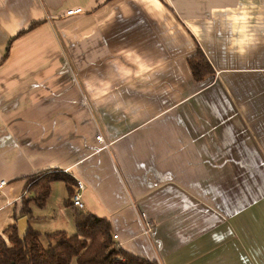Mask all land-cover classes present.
I'll return each mask as SVG.
<instances>
[{
    "label": "crops",
    "instance_id": "0c3cea01",
    "mask_svg": "<svg viewBox=\"0 0 264 264\" xmlns=\"http://www.w3.org/2000/svg\"><path fill=\"white\" fill-rule=\"evenodd\" d=\"M55 172L84 209L55 182L36 231L48 205L157 264H264V0H0V236Z\"/></svg>",
    "mask_w": 264,
    "mask_h": 264
},
{
    "label": "trees",
    "instance_id": "16d2710c",
    "mask_svg": "<svg viewBox=\"0 0 264 264\" xmlns=\"http://www.w3.org/2000/svg\"><path fill=\"white\" fill-rule=\"evenodd\" d=\"M188 65L196 81L213 74L199 48L188 59ZM55 182L63 183L69 196L76 188L75 181L64 173L30 178L26 185L28 196L21 200L18 219H31L32 206L43 208ZM18 219L5 229L4 237L0 236V264H157L123 250L111 235L110 223L87 212L75 213V232L71 236L64 231L43 234L29 225L26 234L20 236Z\"/></svg>",
    "mask_w": 264,
    "mask_h": 264
},
{
    "label": "built area",
    "instance_id": "2783aa9c",
    "mask_svg": "<svg viewBox=\"0 0 264 264\" xmlns=\"http://www.w3.org/2000/svg\"><path fill=\"white\" fill-rule=\"evenodd\" d=\"M82 11L81 9H74V10H69L66 12L67 16H72L75 14H80ZM97 141L102 142L103 143V137L101 136V134H98L96 136ZM5 182L1 181L0 182V187L2 185H4ZM84 191V186L80 181L76 182V188L73 192V194L71 195V204L72 206H74L75 208H77L78 210H83L84 209V204L82 202V193ZM141 218L143 219V233L144 235L148 236L150 233V228H151V224H149L148 222H146L144 220V216L141 215ZM116 236H113V239H116Z\"/></svg>",
    "mask_w": 264,
    "mask_h": 264
},
{
    "label": "rangeland",
    "instance_id": "374dc122",
    "mask_svg": "<svg viewBox=\"0 0 264 264\" xmlns=\"http://www.w3.org/2000/svg\"><path fill=\"white\" fill-rule=\"evenodd\" d=\"M58 186H60V188H64L63 187V185L61 184V183H58ZM64 190V189H63ZM49 207H48V205L45 207V209H41L39 212H38V210H35V212H38V216H41V217H39V219H36V221L35 220H32V222H30V224L33 226V227H35L38 231H41V232H44V233H47V232H49L51 229H53L52 227H54L55 225H56V220L55 219H53L52 220V217H49V216H47V215H45V214H43V212H45V213H48V211H49ZM54 217V216H53ZM71 225H73L72 224V222H71ZM63 227V229H65L64 231H66V234L68 235V236H71V235H73L74 234V229H73V226H71V228L70 229H68V228H66V225H65V227L64 226H62ZM62 227H60V229L62 228Z\"/></svg>",
    "mask_w": 264,
    "mask_h": 264
},
{
    "label": "water",
    "instance_id": "95a60500",
    "mask_svg": "<svg viewBox=\"0 0 264 264\" xmlns=\"http://www.w3.org/2000/svg\"><path fill=\"white\" fill-rule=\"evenodd\" d=\"M17 229L20 236H24L28 229V218L23 217L17 221Z\"/></svg>",
    "mask_w": 264,
    "mask_h": 264
}]
</instances>
